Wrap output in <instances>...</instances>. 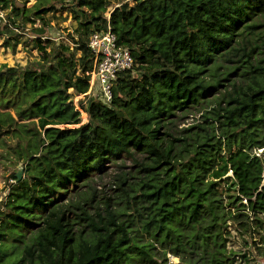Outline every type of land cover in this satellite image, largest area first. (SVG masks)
<instances>
[{
	"label": "trees",
	"instance_id": "1",
	"mask_svg": "<svg viewBox=\"0 0 264 264\" xmlns=\"http://www.w3.org/2000/svg\"><path fill=\"white\" fill-rule=\"evenodd\" d=\"M29 1L0 0L10 9L0 30L31 24L40 55L0 63V148L26 171L0 209V264L13 254L9 264H121L131 246L148 254L135 245L137 218L151 247L180 264L249 261L228 248L227 228L238 222L264 246V0H118L109 16L113 0H69L73 47L47 36L56 0ZM109 26L134 66L104 103L87 94L89 38ZM211 96L216 106L174 136L175 118ZM127 157L139 181L117 175L116 195L93 185ZM15 230L26 244L10 252L3 242Z\"/></svg>",
	"mask_w": 264,
	"mask_h": 264
},
{
	"label": "rangeland",
	"instance_id": "2",
	"mask_svg": "<svg viewBox=\"0 0 264 264\" xmlns=\"http://www.w3.org/2000/svg\"><path fill=\"white\" fill-rule=\"evenodd\" d=\"M37 0H30L28 7L32 6ZM132 1V0H129ZM118 0H113L112 5L109 6L107 15L109 16L111 11L114 9V4ZM69 0H56L55 4L60 10L56 13L50 12L48 16L51 19V28L48 29L47 36L52 39L57 40V42L64 41L70 44L73 47V43L68 36L69 32H73L77 23L72 18V15L68 9ZM19 4V1H18ZM10 9L5 11L0 10V25H4L8 22V13ZM19 23V21H18ZM39 25V23H37ZM12 34L8 33L6 29L0 30V63H8L9 65H22L26 66L29 64H34L39 60L40 55L37 49L34 48L33 42L30 40L33 33L31 31V24H28L26 27L16 28L11 26ZM18 36L16 39H10L11 45H5V39L10 36ZM237 57H233L232 61H229V66L236 65L235 60ZM238 63V62H237ZM239 64V63H238ZM242 69H239L241 72ZM221 71L226 72L225 68ZM235 78V77H234ZM95 90V89H94ZM72 93L73 90L71 89ZM92 96V95H91ZM85 99V94L77 95L74 98L75 102L80 104L81 100ZM215 96L209 97L202 104L194 107L190 113L187 114L184 118H175L173 125L170 127L171 133L176 137L184 136L183 128H187L191 125H194L202 120V116L213 107L216 106L218 100ZM81 106V105H80ZM81 124L87 123L89 120L88 114L81 107ZM77 126V125H76ZM69 127H75V125H69ZM177 150L181 149L180 142H177ZM264 148L256 149L258 153H262ZM25 166L22 161H19L18 158L14 155L8 156L6 154V148H0V209L4 210V203L8 193L13 184L16 183V180L12 178L13 174H17L18 171L22 170ZM137 168L134 167V162L130 157H127L125 160L112 165L109 167L108 172L102 177L95 179L93 185L98 188V190H106L112 195L117 193L113 191L112 188H115L116 176L119 174L129 175L131 181H139ZM23 178L26 176V171L24 168ZM135 177V178H133ZM247 203V200H245ZM129 213H134L130 209H125ZM1 222V220H0ZM227 231L229 232L228 238V248L238 251L242 254H246L249 258V261L243 260V264H264V246L261 245L256 233L245 231L241 228L238 222L229 221ZM141 223L139 219L133 224L132 233L135 239V245L144 246L148 252L147 255H140L136 252V248L131 246L130 254L121 264H180V257L175 256L169 250H165L159 244H155V247H151L152 239L142 230ZM19 231L21 229L19 228ZM19 231L15 230V236L12 239L5 240L3 246L6 249H9L12 252L17 246H20L23 241V237L20 236ZM19 235V237L17 236ZM31 234L26 238L28 241ZM256 240V241H255ZM26 243H22L21 246H24ZM260 244V245H259ZM261 246V247H258ZM14 254L8 256L3 264H9L13 262ZM21 254H19V257ZM18 258V257H17Z\"/></svg>",
	"mask_w": 264,
	"mask_h": 264
},
{
	"label": "built area",
	"instance_id": "3",
	"mask_svg": "<svg viewBox=\"0 0 264 264\" xmlns=\"http://www.w3.org/2000/svg\"><path fill=\"white\" fill-rule=\"evenodd\" d=\"M89 46L94 54V68L87 94L94 95L104 103H111L115 81L123 72L133 70V53L118 44L117 36L110 26L105 31L93 32ZM74 104L81 111L80 104L75 101Z\"/></svg>",
	"mask_w": 264,
	"mask_h": 264
},
{
	"label": "water",
	"instance_id": "4",
	"mask_svg": "<svg viewBox=\"0 0 264 264\" xmlns=\"http://www.w3.org/2000/svg\"><path fill=\"white\" fill-rule=\"evenodd\" d=\"M117 7H115L114 9H113V11L116 9ZM112 11V12H113ZM111 12V13H112ZM23 171H24V168L22 169V170H20V171H18L17 172V174H16V176H17V180H16V182H19V181H21L22 179H23ZM263 187H264V174H263V180H262V183H261V186H260V190L259 191H261L262 189H263Z\"/></svg>",
	"mask_w": 264,
	"mask_h": 264
},
{
	"label": "clouds",
	"instance_id": "5",
	"mask_svg": "<svg viewBox=\"0 0 264 264\" xmlns=\"http://www.w3.org/2000/svg\"><path fill=\"white\" fill-rule=\"evenodd\" d=\"M82 108V107H81ZM83 109V108H82ZM84 110V109H83ZM81 112V111H80ZM61 127H64V126H61Z\"/></svg>",
	"mask_w": 264,
	"mask_h": 264
}]
</instances>
